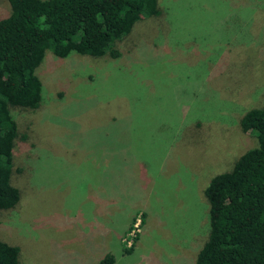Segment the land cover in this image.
Returning a JSON list of instances; mask_svg holds the SVG:
<instances>
[{"label": "rangeland", "instance_id": "rangeland-1", "mask_svg": "<svg viewBox=\"0 0 264 264\" xmlns=\"http://www.w3.org/2000/svg\"><path fill=\"white\" fill-rule=\"evenodd\" d=\"M120 56L49 52L18 135L0 241L18 264H194L203 190L255 146L238 122L264 107V0H157ZM8 4L0 0V19ZM131 249L129 254L123 249Z\"/></svg>", "mask_w": 264, "mask_h": 264}, {"label": "trees", "instance_id": "trees-1", "mask_svg": "<svg viewBox=\"0 0 264 264\" xmlns=\"http://www.w3.org/2000/svg\"><path fill=\"white\" fill-rule=\"evenodd\" d=\"M5 1L8 13L0 19V210L12 209L19 199L9 177L14 141L25 136L18 135L10 109L39 107L35 69L44 54L116 59V45L133 25L160 15L157 0ZM238 126L256 144L204 188L208 233L194 264H264V107L245 112ZM131 249L123 250L129 254ZM18 252L0 241V264H18ZM97 264H114V257L105 254Z\"/></svg>", "mask_w": 264, "mask_h": 264}]
</instances>
